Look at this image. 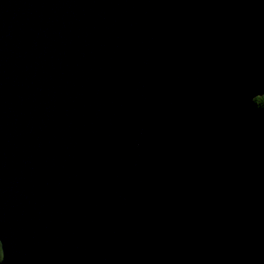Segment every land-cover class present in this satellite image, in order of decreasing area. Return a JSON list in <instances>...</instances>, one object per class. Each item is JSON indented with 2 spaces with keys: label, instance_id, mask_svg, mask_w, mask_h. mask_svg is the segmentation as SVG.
Listing matches in <instances>:
<instances>
[{
  "label": "water",
  "instance_id": "water-1",
  "mask_svg": "<svg viewBox=\"0 0 264 264\" xmlns=\"http://www.w3.org/2000/svg\"><path fill=\"white\" fill-rule=\"evenodd\" d=\"M264 0H0L3 264H264Z\"/></svg>",
  "mask_w": 264,
  "mask_h": 264
},
{
  "label": "snow or ice",
  "instance_id": "snow-or-ice-1",
  "mask_svg": "<svg viewBox=\"0 0 264 264\" xmlns=\"http://www.w3.org/2000/svg\"><path fill=\"white\" fill-rule=\"evenodd\" d=\"M3 261H4L3 244H0V264H3Z\"/></svg>",
  "mask_w": 264,
  "mask_h": 264
},
{
  "label": "trees",
  "instance_id": "trees-1",
  "mask_svg": "<svg viewBox=\"0 0 264 264\" xmlns=\"http://www.w3.org/2000/svg\"><path fill=\"white\" fill-rule=\"evenodd\" d=\"M256 99H258V98H256ZM258 102H259V104H263V103H264V97H263V98H260V99H258Z\"/></svg>",
  "mask_w": 264,
  "mask_h": 264
},
{
  "label": "rangeland",
  "instance_id": "rangeland-1",
  "mask_svg": "<svg viewBox=\"0 0 264 264\" xmlns=\"http://www.w3.org/2000/svg\"><path fill=\"white\" fill-rule=\"evenodd\" d=\"M262 96H264V95H262ZM262 96H258L257 98L259 99L260 97H262ZM258 99H255V101H256V103L258 104L259 102H258ZM259 106H262V105H264V103L263 104H258Z\"/></svg>",
  "mask_w": 264,
  "mask_h": 264
},
{
  "label": "flooded vegetation",
  "instance_id": "flooded-vegetation-1",
  "mask_svg": "<svg viewBox=\"0 0 264 264\" xmlns=\"http://www.w3.org/2000/svg\"><path fill=\"white\" fill-rule=\"evenodd\" d=\"M263 97H264V96H262V97H260V98H263ZM260 98H259V99H260ZM258 104H259V103H258Z\"/></svg>",
  "mask_w": 264,
  "mask_h": 264
}]
</instances>
